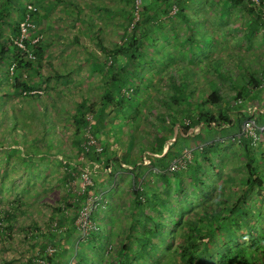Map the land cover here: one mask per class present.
Segmentation results:
<instances>
[{
    "label": "rangeland",
    "instance_id": "obj_1",
    "mask_svg": "<svg viewBox=\"0 0 264 264\" xmlns=\"http://www.w3.org/2000/svg\"><path fill=\"white\" fill-rule=\"evenodd\" d=\"M24 1L25 0H22V2ZM145 1L146 0H143V3ZM120 3V5L124 6L123 1ZM101 5L102 4L99 3L98 7L95 8L94 3H92L90 6H87V9L92 10V12L98 9V12H100ZM114 5L119 7V1L116 0ZM106 7L109 8V14L116 16V20L127 21L126 15L129 13L128 3L125 9L122 12L118 11V13L111 12V9H115L116 7L113 8L110 4H106ZM185 16L187 22H184L183 26L187 25L188 28H191V32L187 31L188 33L185 32V34L177 31L175 28L176 26L172 21L176 17L168 19L166 21L168 23L162 26H155L153 24L147 25V31L143 34L141 39L140 51L136 53L139 65L135 67V72H132L134 76L130 83L133 92H129L131 94L130 98L126 99L127 106L124 105L121 110L116 107L115 112L117 116L111 119V126L105 129L104 138H102L103 140L101 139L105 143H103L100 138H96L98 144L103 148L101 152H97L93 149L94 153L98 156V159L94 161L88 160L75 143V124L73 123L71 114L75 112V104L80 101V97L82 96L75 94L74 90L71 89L74 85L72 84V86H70L71 88H68L66 86V78H56V80H52V78L49 77V79H47L50 80L49 82L44 81L45 77L47 78V76H49L48 69L45 68V70L42 68L38 71H34L33 68L30 69V67L25 66L21 68L23 78L33 86L34 94H40L38 102H43L44 107L46 106L49 112L50 118L53 120L54 125H52V127L54 128V135H51V137L54 143L49 145L51 142L49 137L46 141L40 138L42 137L41 131L50 133V131L46 130L41 124L39 117H37L40 104L32 107H29L30 105L28 104H24V108L29 107V109L12 113V115H10L12 118L11 120L7 117L10 112L8 108L11 104L17 106V98L9 96L8 94L7 96L2 94L3 96L0 98L6 100V106H4L7 112L5 114L0 113V142L4 143L3 145L0 144V214H2L5 209H9L13 216L11 218L12 220H9V222L4 220V222L0 224V233H4L3 236L0 234V264H18L22 259L28 256L30 249L41 246L40 243L43 238L40 237L41 239H37V237L33 238L32 236L29 243H32L33 246L29 244V247H27V242L25 241L26 233L28 230H31L30 228L36 230L40 234L48 233V223L51 219L56 220L60 218L62 213L56 211L58 208L61 209L63 207V202L73 201L74 197H70L72 193L83 192L82 173L85 170L93 174L94 189L85 190L87 193L84 200L91 199L93 202H97V209L95 210H97L96 213L100 212V216H95V222L98 230H93L95 235L89 236L86 239L84 238V240L78 243L77 253L75 254L76 239L78 240L82 234L77 228L73 227V225L68 227L72 222L70 220L71 215L68 213L69 207L66 208L65 212L69 218L64 222L66 229L63 230V234L65 235L67 233L68 235L70 233L69 239L71 243L67 251L63 250L59 252V255H61V263L68 262L73 258L75 264H103L104 262L110 264L111 262L109 259L114 255L115 257L118 256V260L125 258L120 253V242L123 239V235L128 232L129 225L134 224L136 228L134 234H138L136 233L140 228L138 220L140 219L142 221L143 215H137L134 219L135 221L132 220L130 214L128 215V204L126 201L125 205L120 209L122 212L120 211V213H115L112 217H109L110 213H112V207L108 200L109 198H106L108 194L112 195V199L118 197V188L120 189V187H122L120 184L124 186L134 181L137 189L142 187L144 185L143 179H147L149 176L146 177L143 176L144 174L138 175V173H136L138 179L135 180L134 169H131L133 173L129 171L127 172L129 174L118 175L115 165L119 163V165L123 166L124 162L122 159L113 162L115 160L114 157L107 156L108 149H105V145H108V142H106L108 138L106 136H115L114 139H116L118 135L121 134V130L125 124H128V127H130V114H132L135 119V114L138 117L144 114L143 106L145 103L153 102L154 96L152 94L156 89L149 95H146V90L150 91L153 88V84L157 82L169 84L172 81L170 87L173 88L174 91L181 93L180 97H183V100L179 101L181 104L171 102L168 112H163L161 115L163 118L161 121L163 120L164 127L166 125L171 127V123H175L174 120L176 118L179 121L180 117H187L188 107H191L190 103L192 99V95L188 94L187 91L195 92L197 87H192L197 81L195 79L199 78L204 81L212 80V78L206 77L207 73L203 71V69L214 70V67L222 69L226 61H229V59L230 62L233 61L232 56H228V54L223 56L219 53V51L224 49L220 42V38L222 37H220V34L217 36V30L212 31L209 26L201 22L203 20L201 13L191 11L187 12ZM220 16H223V13L220 14ZM125 25L126 22L123 23V25L121 24L120 27H125ZM126 31V29L121 31L114 30L108 32V35L114 39V41L119 42L121 38L128 36L130 33V31H127V33ZM37 35L42 39V33L39 32ZM102 37L106 38V36H101L100 38ZM257 38L259 39V35L254 37V39ZM174 47L177 48L175 49ZM187 52H189V54H187ZM5 67H7V64ZM5 67L0 66V69ZM54 70L60 71L59 68H55ZM188 86L190 87L187 88ZM68 89L71 91H68ZM10 90L9 83L3 79V82L0 83V93ZM158 92L161 93L162 91L158 89ZM261 97L264 100V93ZM263 100L255 101L254 105H258L262 108L264 106ZM186 102H188L189 105H186ZM172 104L175 105L171 106ZM208 107L209 105H205L203 109H208ZM217 107H221V104ZM191 113L192 112H190V115ZM167 114V118H164ZM152 117H155V113L152 114ZM251 118L255 121V117ZM164 119H166L165 122ZM256 126L259 139L253 147L256 148V152L262 153L264 151V138L262 132H259L262 130V126L260 125V127L257 123ZM92 129L93 133H95L96 126L94 125ZM161 133L160 130L159 134ZM80 135L84 138L82 145H85L86 130L82 129L79 131L78 136ZM36 137H38L39 140ZM161 139L165 140L166 138ZM40 141L44 142L45 146L41 147L42 142L40 145ZM181 142V139H178L175 144L165 141L164 145L168 148L169 146L179 145ZM123 143L120 142L114 145V148L119 154H122L124 149L128 150L129 147H133L134 145L133 142L129 146L126 142ZM145 145L146 148L152 147V145L147 143H145ZM135 146H137V144H135ZM140 146L142 145L140 144ZM222 147L225 149L223 150L225 151V153L223 152L225 157L222 155L223 157L217 161L218 170L210 169L208 164L204 163V168L208 170L209 178L208 180L206 177L203 179L210 184V186L206 188L207 193L200 195L197 189H195L197 191L190 189L189 180H186L185 175L183 176L182 185L184 189H186V193L181 192L180 194L178 191V198H176V196L172 198L177 199L176 204H178L179 208L181 207L182 210H187V205L189 204L190 208L194 207L192 210H199L198 208L201 207V205L211 204L212 202L217 204L218 202L214 201V197L219 190H224L226 192L232 191L230 189H222L221 187V185H224L223 183H227L224 177L226 175L228 177L232 176L231 181H228L232 186L240 185L239 180L243 177L245 172L243 167H241V148L238 138H234V140L223 144ZM126 155L133 156V158L137 156V154L133 153L132 149H130ZM148 157L150 156L148 155ZM164 159L166 161H171L170 154L168 153V155L164 156ZM189 159H191V152L188 150L185 152V157L182 158V160ZM105 160H108L107 166L105 165ZM144 161H146L148 165L150 159H142V162ZM257 164L258 169L264 172V159L259 160ZM221 166H224L226 173L225 169L222 170ZM185 168L186 164L178 170H184ZM219 170H221L222 173L224 172L225 175L221 173L219 175ZM214 172L218 173L214 174ZM151 180L152 183L148 188L155 189L158 183L156 184L155 177ZM201 183L204 184L200 186V188L203 189L206 184L204 180ZM165 188H167V185ZM162 190L163 187H161V191ZM162 195L166 197L170 196V193L165 191ZM131 196L133 195L130 192V198H132ZM108 197H110V195ZM253 197L256 199V203L253 206L251 201L252 213L260 215L256 216L255 220H253V218H251V220L254 226L257 227V230L261 228V230L264 231V190L256 189L253 193ZM165 206L167 207L169 205L166 204ZM171 209L172 208L168 207L166 211ZM104 213L105 216H103ZM146 213L150 215L153 214L154 211L147 209ZM170 219L171 224L175 226V217L169 218L168 220ZM68 230L70 231L68 232ZM174 234L175 230H172L170 235L174 236ZM261 234H264V232H261ZM152 239L157 246L156 249H161V242L156 233L152 234ZM136 242L137 241L133 242L129 254H133V252H137L140 249L136 248ZM140 242L142 243V241ZM167 242H169L168 239ZM173 246L174 245L171 244L167 250L171 249ZM108 247H110V249ZM149 249L151 250V248ZM167 258L168 255L163 257L157 256L155 250L154 253L151 252L150 257H141L134 264H163V261Z\"/></svg>",
    "mask_w": 264,
    "mask_h": 264
},
{
    "label": "crops",
    "instance_id": "obj_2",
    "mask_svg": "<svg viewBox=\"0 0 264 264\" xmlns=\"http://www.w3.org/2000/svg\"><path fill=\"white\" fill-rule=\"evenodd\" d=\"M32 1L38 7L39 13L35 21L37 22L40 33L43 34L40 45L43 50L40 59V67H33V70L38 71L42 68L48 69L49 76L47 77H51L52 80H56V78H66V86L68 88H71L70 86H72V84L74 85L71 89L74 90L75 94L82 96L80 97V101L76 102L75 109H79L80 105L86 106L92 104L91 108L94 110V113H92V125H95L97 129H95L94 135L101 140L104 138L105 129L111 126V119L117 116L114 102L105 99L109 91H112L110 94L113 99L114 96L112 95L117 94L119 90L117 83H112L110 80L116 75H119L118 78H123V76L126 77L129 73L128 65L130 64L129 57L122 54L120 51H116L113 55V52L124 40H121V38L119 42L114 41V39L108 35V32L114 30L121 31L125 28L120 27L121 24L123 25V23H125V20H116V16L109 14V8L106 7V4H110V6L115 8L116 5H114V3H116V0ZM118 1L119 7L111 9V12L118 13V11L122 12V10L125 9L127 1ZM121 1L124 2V6L120 5ZM169 1L171 5L167 4L166 1L151 0L150 3H152L156 9L158 8L164 12L165 8H167L168 11L166 13L160 12L159 18L155 21V26L167 24L168 22L166 21L168 19L176 17L172 21L176 26L175 28L177 31L185 34V32L191 30L187 25L183 26L184 21H187L185 14L191 11L201 13L203 18L201 22L209 26L212 31L217 30V36L220 34V37H222L220 38V42L224 49L222 51L218 50L219 53L223 56H226L225 54L232 56L233 61L230 62V59L226 61L222 69L215 67L214 70L203 69V71L207 73L206 77L212 78L210 81H204L198 77H193L198 78L195 79L197 81L194 83V86H192L195 88L197 87V89H195V92L187 91L188 94L192 95L191 107H188V115L187 117H180L179 121L176 118L172 128H169L170 126L168 127L167 125L164 127L163 120L161 121V119H163L161 115L163 112H168L171 102L179 104V101L183 100V97H180L181 93L174 91V89L170 87L172 81L169 84L154 83L150 91L146 90V95H149L156 89L152 94L154 96L153 102L145 103L143 106L144 114L139 117L135 114L136 119L130 114V127H128V124H125L121 130V134H119L116 139H114L115 136H106L108 138L106 140L108 145H105V149H108L107 156L114 157L115 160L113 162H117L121 159L124 162L123 166L119 165V163L116 165L114 164L118 175L126 174L129 171L133 173L131 169H134L135 172L140 170V173H142L140 175L144 174L143 176L148 177V175H151L149 174L150 171L154 170L153 166H150V162L158 166H163V168L169 167L174 161L184 158L185 152L188 150L191 152L192 160L198 159L201 162V156H199V154L206 144L218 141L221 143V146H223V144L234 140V138H238L239 142L242 124L245 119L251 117H255V120L257 119L259 126L261 124V132L264 138V106L262 108L258 107L259 110H253L255 101L263 100L261 95L264 93V88H260L259 86L251 95H248L249 97H247L245 101L238 100L234 103L231 101L239 88L234 81L237 82L239 78H243L242 73L247 68L251 71L255 70L256 72L264 70V24L257 26L255 21H253L255 15L249 13L241 4H234L229 0ZM92 3H94L95 8L98 7L99 3L102 4L100 12H98V9H96L95 12L87 9V6H90ZM165 3L167 6H165ZM14 4L15 3H13V5ZM176 4L178 5L177 13L180 14L182 18L179 17L177 13H171L173 5ZM222 13L223 16H220ZM12 15H16L14 10ZM0 34L1 38L5 39L7 38L6 35L9 38L11 32L6 26H2L0 28ZM256 35H259V39H254ZM101 36H106V38H100ZM174 48L176 49L177 47ZM187 54H189V52H187ZM53 68H59L60 71L54 70ZM30 69H32V67ZM120 69H122V71L118 72ZM189 87L190 86L187 88ZM120 89L124 95H127V91L132 90L131 88L128 89L125 85ZM158 89L162 92H158ZM215 89H218L219 92L225 96L224 102L226 104L231 103V110L228 112V115L230 116L229 119L234 121L232 125L228 122H221L219 124L213 123L211 126H207L202 121L198 123L194 121L196 120L197 111L207 110V108L203 109L204 105L201 106L203 96ZM68 91L71 90L68 89ZM124 105L127 106V103L124 102L118 109L121 110ZM174 105L175 104H172L171 106ZM186 105H189L188 102H186ZM208 108H211L213 111L217 110V106H209ZM190 112H192L191 115ZM153 113H155V117H152ZM167 116L168 114L164 118H167ZM237 116H240L241 120H243L240 126L241 131H239L237 127ZM165 121L166 119H164V122ZM160 130L162 132L161 134H159ZM161 138L166 139L164 140ZM178 139L182 141L179 145L169 146L168 148L164 145L165 141L175 144ZM102 142L105 143L104 141ZM117 142H126L128 146L133 142L134 145L133 147H129L128 150L124 149V153L122 152V154H119L114 148V145L118 144ZM145 143L152 145V147L146 148ZM135 144H137V146H135ZM140 144L142 146H140ZM130 149H132L133 153L137 154V156L134 158L133 156H127L126 153L129 152ZM223 152L225 153V151ZM168 153L170 154L171 161L168 163L167 161L162 162V157L164 158ZM148 155L150 157H148ZM146 158L150 159L148 165L146 161L142 162V159ZM144 180H148V178L143 179V182ZM171 180L170 187L167 191L170 195L173 194L175 189L173 179L171 178ZM157 183L158 186H156L155 189L148 188L151 183H144V186L147 190L154 191L159 189L161 191V187H163L161 192L166 190L162 185L163 183H159L158 180L156 181V184ZM131 184V182L124 186L120 184L122 187H120V189L118 188V197L115 199H112V195L108 194L111 198L107 196L106 199L109 198L108 200L112 207V213H110L109 217H112L115 213H120V211L122 212L120 209L125 205L126 201L128 204V215L130 214L131 216L133 212V196L130 198ZM251 201L254 206L256 199H252ZM103 216H105V213ZM127 233L123 235V238L126 237ZM69 235H67V233L63 235V239L60 241L61 248L59 252L69 249L71 243ZM80 241H82L80 238L78 240L76 239L75 252H77V245ZM26 244V246L29 247V244L31 245L32 243ZM31 246H33V244Z\"/></svg>",
    "mask_w": 264,
    "mask_h": 264
},
{
    "label": "trees",
    "instance_id": "obj_3",
    "mask_svg": "<svg viewBox=\"0 0 264 264\" xmlns=\"http://www.w3.org/2000/svg\"><path fill=\"white\" fill-rule=\"evenodd\" d=\"M26 1L27 0L24 2H22V0H0V28L2 26H6V28L10 29L11 32L9 38L6 35L7 38L5 39L1 38L0 34V66L5 67L7 64V67L0 69V83H2L4 79V81L9 83L11 89L8 92L5 91L4 93H0V97L3 95L7 96L8 94L9 96L17 98V106L11 104L8 108L10 112L7 117L11 120L12 118L10 115H12V113L25 111L26 109H29V107L40 104V110L38 111L39 114L37 117H39L41 124L46 128V130L51 133L41 131L42 137L40 138H43V140L46 141L49 137V140L51 141L49 145H51V143H54L51 137V135H54V128L52 127V125H54L53 120L50 118L49 112L47 111L46 106L44 107L43 102H38L40 94L29 93L30 91H33L34 88L23 78L21 74V68L24 66L30 68L40 67V59L43 51L40 46L41 39L35 43H31L32 38L40 32L37 22L35 21L39 13L38 7L32 0H28V3ZM126 1L129 4V13L126 15L127 21H125L126 25L123 30L126 29L127 31H130V33L128 36H124L122 38L124 42L118 46V48L113 52V55L116 51H120L122 54L129 57V70L127 69L129 73L126 77L123 76V78H118L119 75L114 76L110 82H116L119 90L117 91V94L112 95L114 96L113 99L110 94L112 91H109V93L105 96V99H109L114 102L115 108L120 107L124 102L126 103L127 98H130L131 93L129 92H133V89L127 91V96L121 92L120 88L124 85L127 86L128 89L131 88L130 82L134 76L132 72H135V67L139 65L136 53L140 51L139 49L141 47L143 34L147 31V25H150L151 23L156 25L155 21L159 18L160 12H163L158 8L156 9L154 5L150 3L151 0L146 1V3H143L142 0L139 18L133 26L129 28L128 26L132 23L134 15V0ZM162 1H166L167 4H170L169 0ZM229 1L234 4H241L249 11V13L255 15V19L253 21H255L257 26L264 24V17H262V14L243 0ZM9 3L12 4L10 5ZM13 3L15 4L13 5ZM28 4H31L34 10L28 9ZM167 4L165 3V6H167ZM176 6L178 11V5L176 4ZM13 10L16 15H12ZM166 12H168L167 8H165L163 13ZM27 14L29 15L28 21L33 24V28L29 30V36L24 40V44L26 49L33 54V58L27 57L24 50L13 43V40L19 36L20 22L26 19ZM177 15L182 18L180 14L177 13ZM11 64H14V71L12 73H10V70L8 69ZM121 71L122 69L118 72ZM262 72H264V70L256 72L255 70L251 71L247 68L242 73L243 78H239L237 82L231 80L239 86L237 93H235L233 99H231L232 103L238 100L245 101L247 97H249L248 95H251L254 90L258 89L261 84L260 75H262ZM47 79H49V77L44 79V81L49 82L50 80ZM224 97L225 96H223L218 89L205 94L203 96L201 106H218L221 104V107H217L216 111L211 110V108L197 111L196 120L194 121L197 123L202 121L207 126H211L213 123L219 124L221 122H228L232 125L234 121H231L229 119L230 116L228 115V112L231 110V103L226 104L224 102ZM24 104H28L30 106L24 108ZM4 105L6 106V100L0 98V113L5 114L7 110ZM91 106L92 104L86 106L80 105L79 109L76 108L75 112L71 114V118L75 124L74 139L75 143L78 145V149L83 152L88 160L94 161L98 159V156L94 153L93 147L89 146L88 150H86L84 145H82L84 138H82L81 135L78 136L79 131L85 129L87 126V115H92V113H94ZM236 119H238V130L241 131L240 126L243 120H241L240 116H237ZM256 121L257 119L255 122ZM256 123L258 124V121ZM174 124L175 123L171 124L170 128H172ZM259 132L261 133V131ZM36 138L38 139V137ZM42 141H40L39 144ZM251 143V139L245 137L244 133L241 131L239 138L241 148L240 156L242 159L241 167H243L245 174L239 180L240 185L232 186L231 183L228 182L229 180L231 181L232 176H224L227 183H223L224 185H221L222 189H230L232 191L226 192L224 190H219L214 197V201L218 203L216 204L212 202L211 204L201 205V207L198 208L199 210H192L194 207L190 208L189 204L187 205V210H182L181 207L179 208L178 204H176L177 199L172 198H174V196L178 198V191L180 194L181 192L186 193V189H184L182 185L184 175L186 176V180H189L190 189H197L198 194L200 195L207 193L206 188L209 187L210 184L203 179L206 177L208 180L209 178L208 170L204 168V163L208 164L210 169L218 170L216 163L224 156V148L221 146L220 142H212L203 147L199 154V156H201V162L198 159L185 160L186 168L184 170H175L170 172L168 170V166L163 168V166H158L153 164V162H150V166H153L154 170L150 171L149 174L151 175H148L149 178L148 180H144V183H152L151 179L155 177L156 181L158 180L159 183H163L164 187L167 185L165 191H168L172 178L173 184L175 185L174 192L172 195L164 197L162 193L165 191L161 192L159 189L154 191L147 190L144 185L137 189L135 182L133 181L131 184L133 212L130 217L134 220L137 217V214H142L143 218L142 221L140 219L138 220L140 224V228L136 232L138 234H134V230L136 229L134 224L129 225V232L120 242V253L125 258L118 260V256L115 257L114 255L109 259L111 262L110 264H134L141 257H150L151 252L154 253L155 250L157 256L159 255L160 257H163L168 255V258L163 261V264H264V234H261V232L264 231H262L261 228L257 230V227L254 226V223L251 220V218L255 220L256 216L260 215L252 213L251 200L254 199L253 193L256 189L264 190V172L259 170L257 166V162L264 159V151L262 153L258 151L256 152V148H254ZM0 144L3 145L4 143L0 142ZM42 146H45L44 142H42L41 147ZM161 161L164 162L166 160L162 157ZM168 162L170 161H167V163ZM105 165H108V160H105ZM221 168L222 170L225 169L224 166H221ZM218 172L219 175L220 173L224 174L221 170ZM218 172H214V174ZM136 173H138V175L142 174L140 173V170L135 172V180L138 179ZM203 180L206 186L201 189L200 186L204 185L201 183ZM93 187L94 183L92 186H88L87 189H94ZM86 193L87 191L83 193H72L70 197H74V199L71 203L64 201L61 209L58 208L57 210L56 208V212L62 213L60 221H58L59 225H63L69 218L64 211V209L69 207L68 213L71 215L70 220L72 223L69 224L68 227L72 225L75 227L73 224L74 219L77 215L78 209L82 206V204H84ZM166 204L169 206L166 207ZM168 207L172 209L166 211V208ZM147 209L154 211V214L148 215L146 213ZM96 212L97 210H93L89 216V218L94 222L95 216H100V212ZM12 216V212L9 209H5L2 214H0V221L4 222V220H7L9 222V220H12ZM172 217H175V226L171 224V219L168 220ZM52 221H54V219H51L48 224L50 225ZM30 229L32 231L33 238H36L39 235L43 237V244L42 242L40 243V249L43 248L42 246L46 242H56L63 239L62 236L59 237L57 235L58 232L56 231H48L46 234H40L32 228ZM95 229L98 230L96 222L95 228H93L91 230L92 232L90 231L85 237L88 238L89 236L95 235L93 233V230ZM172 230H175L174 236L170 235ZM69 231L70 230H68V232ZM153 233H156L159 237L161 242L160 245L162 247L161 249H156L157 246L152 239ZM0 234L2 236L4 235L2 232ZM167 239L169 242H167ZM134 241H137L136 248L140 249L137 252H133V254H129ZM140 241H142V243ZM171 244L174 246L167 250ZM149 248H151L152 251ZM76 253L77 252H75V254ZM51 264H61V255H59V252L51 260ZM103 264L106 263L104 262Z\"/></svg>",
    "mask_w": 264,
    "mask_h": 264
},
{
    "label": "built area",
    "instance_id": "obj_4",
    "mask_svg": "<svg viewBox=\"0 0 264 264\" xmlns=\"http://www.w3.org/2000/svg\"><path fill=\"white\" fill-rule=\"evenodd\" d=\"M243 1L249 4L252 8L257 10L258 12H260L262 14V17H264V0H243ZM141 4H142V0H134V10H133L134 15H133L132 23L130 24L129 28H131L133 24L138 20ZM27 8L34 10L31 4H28ZM176 12H177V6L173 5L171 9V13L175 14ZM28 16L29 15L27 14L26 19L20 22V33L19 36L13 40V43L17 45L19 48L23 49L24 53L27 54V57L33 58L34 57L33 54L26 49V46L24 44V40L29 36V30L33 28V24L28 21ZM38 40H40V37L38 35H35L32 38L31 43H35ZM9 70L10 73L14 71V64L10 65ZM262 75H264V72H262ZM262 75H260V79H261L260 88H264V76ZM29 93H34V91H30ZM258 107H259L258 105H255L253 110H259ZM92 119H93L92 115H87L86 117L87 126L85 128L86 140L84 147L86 150H88L89 146L90 147L92 146L93 149H95V151L101 152L103 147L98 144L96 137L92 131L93 130ZM242 132L244 133L245 137L251 139L252 142L251 145H255L257 143L259 136L254 119L248 118L244 120L242 125ZM184 165H185V160L179 159L174 161L168 167V170L172 172L180 169V167H183ZM82 181H83L82 191L85 192V190H87V187L92 186L94 183L93 174L90 171L85 170L82 173ZM96 206H97V202L95 203L91 199H86L84 201V204H82V206L77 211V215L74 219L73 224L75 228H77V230L82 234V236L80 237L81 240L86 238L85 236L88 235L93 228H95V223L89 218V216L90 213L97 208ZM58 221H60V218L52 221L48 227V231H56L58 232L57 235L59 237L60 236L63 237L64 235L63 230H65L66 227L64 226V224L59 225ZM1 223L2 222L0 221V224ZM40 237L42 236L39 235L37 239H41ZM31 239H32V231L28 230V232L25 235V241L29 243ZM60 241L61 240L50 243L46 242L42 246L43 247L42 249H40V246H36L35 248L30 249L29 255L26 258L22 259L18 264H51V260L60 251L61 248ZM108 248L110 249V247ZM61 264H75V263L73 262V258H72V260Z\"/></svg>",
    "mask_w": 264,
    "mask_h": 264
}]
</instances>
